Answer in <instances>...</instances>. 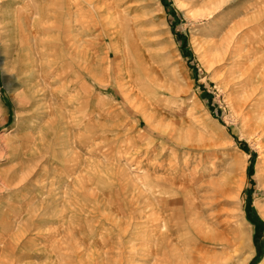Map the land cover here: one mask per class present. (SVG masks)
<instances>
[{"label":"rangeland","instance_id":"374dc122","mask_svg":"<svg viewBox=\"0 0 264 264\" xmlns=\"http://www.w3.org/2000/svg\"><path fill=\"white\" fill-rule=\"evenodd\" d=\"M0 264H264V0H0Z\"/></svg>","mask_w":264,"mask_h":264},{"label":"bare ground","instance_id":"6f19581e","mask_svg":"<svg viewBox=\"0 0 264 264\" xmlns=\"http://www.w3.org/2000/svg\"><path fill=\"white\" fill-rule=\"evenodd\" d=\"M23 59H24V58H23ZM166 239H167V238H166ZM168 240H169V239H168ZM164 241H165V240H164ZM166 241H167V240H166ZM171 241H172V239H171ZM168 242H169V241H168ZM166 243H167V242H166ZM166 243H165V244H166ZM167 244H169V243H167ZM170 245H171V243H170Z\"/></svg>","mask_w":264,"mask_h":264}]
</instances>
